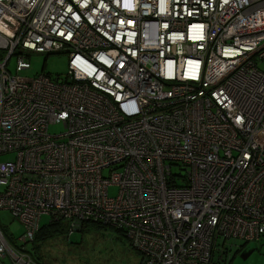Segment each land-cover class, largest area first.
I'll return each instance as SVG.
<instances>
[{"label": "built area", "instance_id": "built-area-1", "mask_svg": "<svg viewBox=\"0 0 264 264\" xmlns=\"http://www.w3.org/2000/svg\"><path fill=\"white\" fill-rule=\"evenodd\" d=\"M26 51L68 70L24 81ZM0 210L22 242L110 224L143 264L264 237V0H0Z\"/></svg>", "mask_w": 264, "mask_h": 264}, {"label": "rangeland", "instance_id": "rangeland-1", "mask_svg": "<svg viewBox=\"0 0 264 264\" xmlns=\"http://www.w3.org/2000/svg\"><path fill=\"white\" fill-rule=\"evenodd\" d=\"M25 53L30 62L29 70L16 73V60L13 57L7 66L12 74H17L24 81L31 80L34 75L41 72L55 77L64 75L68 70V54L65 52L49 55L31 51ZM61 129L62 125L55 124L49 128V131L57 133ZM171 170L175 173H183L178 166H173ZM116 193L117 186L110 185L108 194L114 196ZM49 219L48 215L40 218L41 228L48 225ZM66 223L64 220L61 222L63 226ZM0 229L10 247L20 248L19 238L24 231L23 225L13 219L6 210H0ZM32 243L24 244V253L34 264H138L139 262V254L130 247L127 238L112 227L97 228L89 225L88 228L76 230L72 234L63 233L60 228ZM221 252L220 258L218 259L216 255L212 264H264V237L240 243L237 247ZM12 263L9 254L0 257V264Z\"/></svg>", "mask_w": 264, "mask_h": 264}, {"label": "trees", "instance_id": "trees-1", "mask_svg": "<svg viewBox=\"0 0 264 264\" xmlns=\"http://www.w3.org/2000/svg\"><path fill=\"white\" fill-rule=\"evenodd\" d=\"M8 212V211H7ZM9 213V212H8ZM10 214V213H9ZM10 216L12 217V215L10 214ZM13 218V217H12ZM13 219H15V218H13ZM49 223H48V225L47 226H44L43 228H41L42 226H41V224H39V227H38V229H37V231L35 232V234H34V237H33V240L31 241V242H33L32 244H34L35 242H36V240L37 239H41V238H45V237H47V236H49L51 233H53L54 231H57L58 229H62L63 230V233H65V232H67L68 233V229H67V226L65 225V226H63L62 224H61V222H62V220H60V219H58V220H52V219H49V221H48ZM89 225H92V226H95V227H97V228H107V227H112V228H114L117 232H119L120 234H122V235H124V237H126L125 236V234H124V232H123V230H121V229H119V228H116V227H114V226H112V225H110V224H105V225H102L101 223H92V222H85V223H83V225L81 226V228L79 229V231L80 230H83V229H86V228H88V226ZM73 233V232H72ZM71 233V234H72ZM261 239V238H260ZM20 240V239H19ZM128 240V242H129V245H130V247L133 249V250H135L134 248H133V246H132V244H131V242H130V240L129 239H127ZM21 241V240H20ZM243 242V241H242ZM249 242V241H248ZM25 243H28L27 241H25V242H22L21 241V244H19V246H20V248H18V249H14L13 248V250L14 251H16V252H20V253H23L24 252V244ZM243 243H246V242H243ZM238 249V248H237ZM236 249V250H237ZM136 251V250H135ZM137 252V251H136ZM38 263H40V261L38 262ZM139 264H143V262H142V259L140 260V258H139V262H138Z\"/></svg>", "mask_w": 264, "mask_h": 264}, {"label": "crops", "instance_id": "crops-1", "mask_svg": "<svg viewBox=\"0 0 264 264\" xmlns=\"http://www.w3.org/2000/svg\"><path fill=\"white\" fill-rule=\"evenodd\" d=\"M43 216V215H42ZM41 216V217H42ZM44 216H46V215H44ZM40 217V218H41ZM51 219V218H50ZM240 243H243L242 241H240V240H236V239H231L230 241H227V240H225V241H223V242H221V246H220V248H219V252L217 253V255H218V259L220 258V253H222L221 251H227V249H229V248H232V247H237V245L238 244H240ZM1 257V256H0ZM5 257V256H4ZM2 258V257H1ZM139 258H140V260H141V256L139 255ZM139 264V263H138Z\"/></svg>", "mask_w": 264, "mask_h": 264}, {"label": "clouds", "instance_id": "clouds-1", "mask_svg": "<svg viewBox=\"0 0 264 264\" xmlns=\"http://www.w3.org/2000/svg\"><path fill=\"white\" fill-rule=\"evenodd\" d=\"M122 2L125 4V3H132L134 2V0H122Z\"/></svg>", "mask_w": 264, "mask_h": 264}]
</instances>
